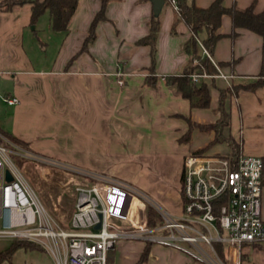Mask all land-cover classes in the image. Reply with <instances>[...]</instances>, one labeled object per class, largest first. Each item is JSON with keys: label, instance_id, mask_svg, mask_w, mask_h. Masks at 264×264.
Listing matches in <instances>:
<instances>
[{"label": "crops", "instance_id": "obj_1", "mask_svg": "<svg viewBox=\"0 0 264 264\" xmlns=\"http://www.w3.org/2000/svg\"><path fill=\"white\" fill-rule=\"evenodd\" d=\"M214 1L187 0L202 8ZM235 2L239 10L254 4L257 13L264 12V0H223L227 7ZM101 6V0H79L67 34L52 30L49 11L33 24L30 3L15 5L9 11L0 9V100L8 107L0 111L3 130L35 152H50L52 157L59 155L53 144H165L160 154L179 159V165L169 174L171 181H181L185 156L206 147L204 154L210 156H226L237 150L264 158V87L237 93L231 90L221 98V91L229 87L258 80L264 36L240 29L232 38L231 18H222L219 33L223 37L212 58L215 63H223L221 73L232 78L204 81L209 86L210 105L194 108L176 85H168L165 80L181 75L190 60L183 46L191 31L184 22L176 23L171 2L165 1L160 14L154 74L148 70L151 47L137 45L150 33L153 0L111 2L106 8L107 19L96 27L95 40L82 52ZM47 13L49 40L57 45L56 54L50 67L38 68L29 57L26 40L28 32L40 31L41 18ZM206 37L207 31H203L200 48ZM151 74L156 76L154 86L146 83ZM4 96L16 97L19 102L9 106ZM188 120L203 126L224 121L220 131L223 141L212 144L217 136L215 129H194L190 141L182 142L190 129ZM166 190L170 194L172 186ZM146 247L148 256L142 264H202L181 251L137 241L116 246L113 264H140ZM242 264H264V245L244 246Z\"/></svg>", "mask_w": 264, "mask_h": 264}, {"label": "built area", "instance_id": "obj_2", "mask_svg": "<svg viewBox=\"0 0 264 264\" xmlns=\"http://www.w3.org/2000/svg\"><path fill=\"white\" fill-rule=\"evenodd\" d=\"M176 11L179 6L171 0ZM203 53L213 63L212 55ZM200 64L199 59L192 66ZM218 74L193 73L194 83L218 78ZM16 105L19 100L4 96ZM0 143V239L31 242L47 251L55 264H108L109 252L121 242H142L181 251L202 264H242L246 245H264L263 159L188 154L181 172L182 209L175 216L151 201L129 182L105 174L75 171L92 183L77 187L71 229L59 226L42 205L14 160L19 157L70 169L69 164L36 154L2 134ZM66 166V167H65ZM10 172L13 180L7 182ZM151 208L158 223L142 217V206ZM100 224V228L96 227ZM113 247V248H112Z\"/></svg>", "mask_w": 264, "mask_h": 264}, {"label": "rangeland", "instance_id": "obj_3", "mask_svg": "<svg viewBox=\"0 0 264 264\" xmlns=\"http://www.w3.org/2000/svg\"><path fill=\"white\" fill-rule=\"evenodd\" d=\"M40 31L28 32L26 48L33 64L38 68H48L56 54V46L49 40L48 13L41 18ZM42 25H45L42 27ZM52 34V33H51ZM233 88V87H232ZM229 87L228 89H232ZM227 89V90H228ZM225 91V90H224ZM8 110L0 100V111ZM53 154H40L69 164L67 169L45 163L27 160L19 167L32 189L38 195L42 205L53 220L66 230L71 229V219L77 201V187L92 183L94 179L86 178L75 171H89L105 174L132 184L143 192L147 198L171 214L178 216L181 212V181H171L169 174L179 165V159L165 158L162 152L165 144H53ZM29 150L36 154L28 144ZM236 148V147H235ZM52 149V150H54ZM53 152V153H54ZM237 152V150H236ZM61 155V156H60ZM19 159V157H15ZM60 159V160H59ZM15 160V159H14ZM182 172V170H181ZM172 186L168 194L166 189ZM148 209L142 206V217L147 216ZM264 218V214H263ZM2 228L0 220V229ZM120 243L117 244V246ZM9 240L0 239V251L9 248ZM36 245V244H35ZM38 246V245H37ZM150 246V245H149ZM118 250V248H117ZM115 256V250L112 251ZM117 260V259H116ZM118 262V261H116ZM115 264H120L116 263ZM2 264H55L51 255L43 248L18 249L11 261Z\"/></svg>", "mask_w": 264, "mask_h": 264}, {"label": "trees", "instance_id": "obj_4", "mask_svg": "<svg viewBox=\"0 0 264 264\" xmlns=\"http://www.w3.org/2000/svg\"><path fill=\"white\" fill-rule=\"evenodd\" d=\"M114 1L122 0H101V9L96 14L94 20L89 29L87 38L85 39L84 45L82 47V52L87 51V47L96 38V27L101 21H105L106 18V8ZM171 2V0H165ZM179 6V10L176 11V23L184 22L191 31V37L184 44V51L190 56L189 63L181 75H171L165 78L168 85H176L179 92L183 97L190 101L192 107L194 108H207L210 105L211 96L209 86L206 82H201L200 84L194 83L191 80L190 75L193 73H203L207 72L209 74H218V68L223 67V63H213L207 56L203 55V48H205L211 55L215 49L218 41L223 37L219 33L221 27L222 18L224 16H229L232 21V33L231 37L235 38L239 34L240 29L250 30L258 35L264 36V12L257 13L255 11V5L252 4L246 10H239L236 6V2L227 7L223 4V0H215L209 7L202 8L197 6L195 3L188 4L187 0H176ZM79 0H4L0 2V9L9 11L15 5L30 3L32 4V23L35 24L40 16L45 12L49 11L51 28L55 32H61L67 34L69 30V25L72 17L74 16ZM161 16L153 15L150 21V33L148 36L140 39L137 42L138 46H150L152 53V64L148 69L154 74L156 66V56H157V39L161 29ZM203 31H207V37L202 41V46H199L200 35ZM175 33V27L173 28ZM195 59H199L200 64L197 66H191ZM149 75L146 78V83L150 86H154L156 83V76ZM213 79L212 81H214ZM258 87H264V60L262 65V70L258 76V80L250 85L246 86H234L231 90L232 92H238L242 89L255 91ZM230 89L221 91V98L226 96L227 92H231ZM190 129L181 138L182 142H189L191 137V132L194 129L208 130L215 129L217 136L212 144L220 143L223 141V136L221 134V129L224 127V121H220L213 126H203L188 120ZM0 134L9 139L15 144L22 147L29 148L28 144L19 140L9 132L3 130L0 127ZM0 143L7 145V143L0 137ZM233 144V143H232ZM209 147L202 150L196 151L194 154L202 155ZM237 152L233 150L230 156H235ZM18 166L24 164L27 160L14 158ZM264 185V158H263V177ZM183 193L181 190V199ZM150 225H155L159 221L157 215L153 209L149 208L147 213ZM149 246V245H148ZM36 249L41 248L31 242L16 240L11 242L9 248L4 251H0V264L4 261H11L15 252L20 249ZM42 249V248H41ZM148 256V247H146L140 264H142ZM113 254L112 251L109 252L108 264H113Z\"/></svg>", "mask_w": 264, "mask_h": 264}, {"label": "water", "instance_id": "obj_5", "mask_svg": "<svg viewBox=\"0 0 264 264\" xmlns=\"http://www.w3.org/2000/svg\"><path fill=\"white\" fill-rule=\"evenodd\" d=\"M164 5H165V0H153V11L155 16H159L161 14ZM6 180L7 182H11L13 180L9 171H7ZM99 228H100V224H98L96 229Z\"/></svg>", "mask_w": 264, "mask_h": 264}]
</instances>
